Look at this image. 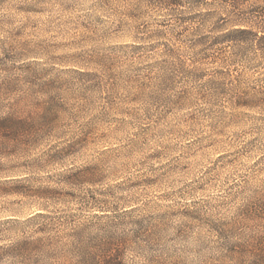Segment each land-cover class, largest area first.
I'll return each mask as SVG.
<instances>
[{
    "label": "rangeland",
    "instance_id": "1",
    "mask_svg": "<svg viewBox=\"0 0 264 264\" xmlns=\"http://www.w3.org/2000/svg\"><path fill=\"white\" fill-rule=\"evenodd\" d=\"M260 7L0 0V264H264Z\"/></svg>",
    "mask_w": 264,
    "mask_h": 264
},
{
    "label": "trees",
    "instance_id": "2",
    "mask_svg": "<svg viewBox=\"0 0 264 264\" xmlns=\"http://www.w3.org/2000/svg\"><path fill=\"white\" fill-rule=\"evenodd\" d=\"M255 23L254 28H238L232 31H228L227 33L222 34L219 39L223 42H233L237 41L235 36H244L249 37L247 39V43H252L256 46H264V7H260L257 10V15H255ZM243 42V41H242ZM246 97H241L239 99L238 105L247 106L250 104Z\"/></svg>",
    "mask_w": 264,
    "mask_h": 264
}]
</instances>
